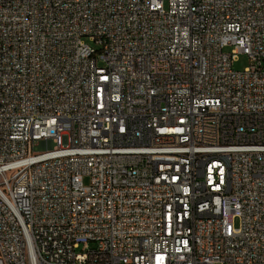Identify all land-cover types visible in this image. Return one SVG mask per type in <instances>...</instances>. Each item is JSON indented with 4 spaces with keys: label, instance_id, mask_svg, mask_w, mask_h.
<instances>
[{
    "label": "built area",
    "instance_id": "obj_1",
    "mask_svg": "<svg viewBox=\"0 0 264 264\" xmlns=\"http://www.w3.org/2000/svg\"><path fill=\"white\" fill-rule=\"evenodd\" d=\"M0 264H264V0H0Z\"/></svg>",
    "mask_w": 264,
    "mask_h": 264
},
{
    "label": "rangeland",
    "instance_id": "obj_2",
    "mask_svg": "<svg viewBox=\"0 0 264 264\" xmlns=\"http://www.w3.org/2000/svg\"><path fill=\"white\" fill-rule=\"evenodd\" d=\"M86 41L93 45V46H96L93 42H91V40L89 38H86ZM231 48H227L226 51H230ZM251 64V61H250V58L248 55L246 54H240L239 55V59L237 62H235L234 64V69L237 70V71H244L247 67H249ZM90 183V179L89 178H86L85 179V184L88 185ZM94 246V244H92Z\"/></svg>",
    "mask_w": 264,
    "mask_h": 264
}]
</instances>
